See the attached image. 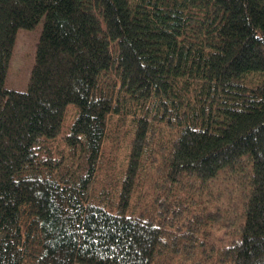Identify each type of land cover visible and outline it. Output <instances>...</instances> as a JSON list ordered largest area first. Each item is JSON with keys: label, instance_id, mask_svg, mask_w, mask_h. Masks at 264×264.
Instances as JSON below:
<instances>
[{"label": "trees", "instance_id": "trees-1", "mask_svg": "<svg viewBox=\"0 0 264 264\" xmlns=\"http://www.w3.org/2000/svg\"><path fill=\"white\" fill-rule=\"evenodd\" d=\"M76 263L264 264V0H0V264Z\"/></svg>", "mask_w": 264, "mask_h": 264}, {"label": "rangeland", "instance_id": "rangeland-1", "mask_svg": "<svg viewBox=\"0 0 264 264\" xmlns=\"http://www.w3.org/2000/svg\"><path fill=\"white\" fill-rule=\"evenodd\" d=\"M42 29V20L37 23L33 29L20 28L17 30L14 45L11 50L10 60L7 66V74L5 78V85L8 89L24 91L27 87V83L30 77V71L34 65V55L36 49V41L40 35ZM71 112V111H70ZM69 120L71 119V113L68 115ZM69 121L67 120V123ZM62 137V136H61ZM119 140H117L118 142ZM117 142L114 144L116 145ZM123 144H120L116 149L111 153L113 163L119 164L125 162L123 159L122 150L120 147ZM107 146H110V143L107 142ZM63 144L58 141V148H62ZM122 166V165H121ZM108 174L111 176L114 175L113 169L110 166L108 168L107 174L103 175L105 180L108 178ZM193 197H206L207 188L195 189L194 193H190L189 196ZM82 264V263H76Z\"/></svg>", "mask_w": 264, "mask_h": 264}]
</instances>
